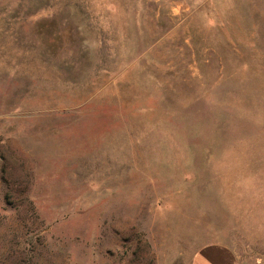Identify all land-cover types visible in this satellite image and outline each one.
<instances>
[{
  "label": "rangeland",
  "instance_id": "obj_1",
  "mask_svg": "<svg viewBox=\"0 0 264 264\" xmlns=\"http://www.w3.org/2000/svg\"><path fill=\"white\" fill-rule=\"evenodd\" d=\"M264 264V0H0V264Z\"/></svg>",
  "mask_w": 264,
  "mask_h": 264
},
{
  "label": "crops",
  "instance_id": "obj_2",
  "mask_svg": "<svg viewBox=\"0 0 264 264\" xmlns=\"http://www.w3.org/2000/svg\"><path fill=\"white\" fill-rule=\"evenodd\" d=\"M239 255L228 245L207 243L192 255L190 264H241Z\"/></svg>",
  "mask_w": 264,
  "mask_h": 264
}]
</instances>
